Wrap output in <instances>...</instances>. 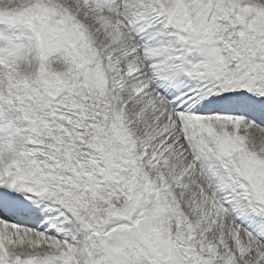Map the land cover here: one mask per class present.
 Listing matches in <instances>:
<instances>
[{"label":"snow or ice","instance_id":"obj_1","mask_svg":"<svg viewBox=\"0 0 264 264\" xmlns=\"http://www.w3.org/2000/svg\"><path fill=\"white\" fill-rule=\"evenodd\" d=\"M0 264H264V0H0Z\"/></svg>","mask_w":264,"mask_h":264}]
</instances>
